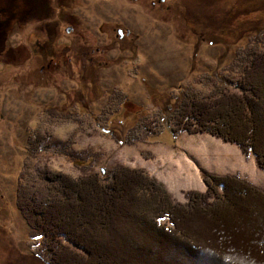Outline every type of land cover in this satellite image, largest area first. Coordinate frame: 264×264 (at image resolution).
I'll list each match as a JSON object with an SVG mask.
<instances>
[{"label": "rangeland", "instance_id": "rangeland-1", "mask_svg": "<svg viewBox=\"0 0 264 264\" xmlns=\"http://www.w3.org/2000/svg\"><path fill=\"white\" fill-rule=\"evenodd\" d=\"M259 36L264 0H0V264H48L17 205L20 178L33 192L45 173L108 177L120 164L177 203L206 191L200 170L264 189L254 156L171 130L173 109L233 79Z\"/></svg>", "mask_w": 264, "mask_h": 264}, {"label": "trees", "instance_id": "trees-1", "mask_svg": "<svg viewBox=\"0 0 264 264\" xmlns=\"http://www.w3.org/2000/svg\"><path fill=\"white\" fill-rule=\"evenodd\" d=\"M261 36L228 66L233 79L215 78L212 94L173 109L171 130L236 145L264 171ZM200 174L206 191L189 190L177 203L143 169L118 164L108 177L50 172L33 192L20 178L17 205L48 264H264V189L237 174Z\"/></svg>", "mask_w": 264, "mask_h": 264}]
</instances>
